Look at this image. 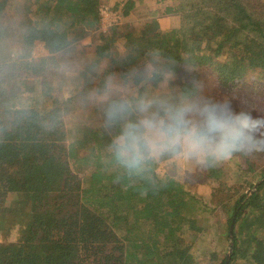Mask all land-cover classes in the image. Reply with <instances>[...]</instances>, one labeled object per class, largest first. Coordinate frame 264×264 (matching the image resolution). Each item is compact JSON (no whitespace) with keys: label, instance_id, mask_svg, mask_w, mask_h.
<instances>
[{"label":"trees","instance_id":"16d2710c","mask_svg":"<svg viewBox=\"0 0 264 264\" xmlns=\"http://www.w3.org/2000/svg\"><path fill=\"white\" fill-rule=\"evenodd\" d=\"M102 2L0 0V46L5 45L0 71H8L0 81V105H6L0 106V264H225L216 250L209 262L194 256L195 239L205 231L200 221L213 213L210 203L156 171L158 162L145 178H129L112 163L107 149L117 129L105 126L108 100L92 105L98 119L83 121L86 113H74L79 116L69 125L66 114L76 104H90L88 73L84 87L67 96L56 93L42 73L91 34L87 72L106 64L102 87L118 76L139 88L137 98L149 80L156 86L167 82L169 89L190 88L197 96L198 84L208 78L232 91L249 75L264 79V0H176L165 11L181 14L182 25L170 31L158 17L140 27L124 24L136 8L133 0L123 10L118 3L122 20L102 30ZM12 42L19 48L16 56ZM37 42L48 53L34 60ZM28 80L41 82L44 109L11 102L18 100L14 86ZM85 167L89 178L80 174ZM210 174L231 183L213 192L228 218V245L235 215L229 264H264L263 171L233 157Z\"/></svg>","mask_w":264,"mask_h":264},{"label":"rangeland","instance_id":"374dc122","mask_svg":"<svg viewBox=\"0 0 264 264\" xmlns=\"http://www.w3.org/2000/svg\"><path fill=\"white\" fill-rule=\"evenodd\" d=\"M156 1L158 0H147L144 3L138 5L134 10H132V14L130 16H127V18L124 20L126 21L124 24L128 23L134 27H140L142 21L144 22V20H146L147 18L153 17L161 18V16H163L165 12V19H161L162 28L166 31L180 28L182 25L181 14H177L176 12L167 13L165 11L166 6L174 7L176 5V0H162L158 2ZM177 1L179 2L180 0ZM114 3V0H103L102 6L106 5L112 10L116 11ZM123 5L124 4H119L121 10H123ZM157 6H159V9H156ZM102 25L103 24H101L102 30H104L103 27H105L107 30L109 26H111L108 23L104 24L103 27ZM91 42L92 35L89 34L87 38L78 41L77 44L71 47L68 53L60 55L58 61L47 63L43 69V76L48 82H51L54 85L53 87L56 88V93H58L60 96H67L68 91H70L71 89H77L80 86L84 87L85 77L83 73H88L87 77L91 79L90 86L85 93L90 101V104L84 107L76 104V108L70 112L72 114H66L67 122L69 123V125L75 124L76 118L79 116L74 113H80L81 115H83V113H86L88 115V118H82L81 120L83 121L89 122V119L90 121H93L91 119H98L99 117H101V114L97 113L98 115L94 116L92 114V105L105 103L109 98H111H104L100 95L101 90L103 89V87L101 86V76L106 69V64H102L100 67L94 69L93 71L87 72L89 66L88 63L90 58L92 57ZM16 44V42H12V44H10L9 46V49L12 50L14 56H16L19 51V48H17ZM119 44H122V40L119 42ZM1 45L2 47L0 46V49L3 50L5 45L3 43H1ZM47 53L48 50L45 47L44 43L37 42L31 51L30 57L34 60H38L41 57L47 55ZM145 70L148 74H150L152 72V67L150 65H147L145 67ZM22 71H25V68H23ZM40 71H42V69ZM4 74L8 75V71H0V81ZM109 78H111L114 85V97H122L125 99L137 98L139 94V88L132 85V80L125 82V79H121L118 76H111ZM109 78L107 80H109ZM40 79L42 80V78ZM14 82L15 80H12V83L8 86V89L11 88L12 85H15ZM149 83L151 84L147 86V90L144 92L143 96H147L152 99L167 101L169 103H178L181 97L187 96V91L189 95L192 92L190 88L186 87H183L182 89H169L167 82H162L159 85L157 84V86L151 80H149ZM14 88L18 89V91L16 90L18 100L11 101L16 104L15 106L29 107L31 105L44 109V107L47 105L45 102V93L42 91L41 82L28 80V82H23V84H21L19 88H16L15 86ZM198 90H200V94L197 95L198 97L202 96L210 99H221L227 96L232 100L235 110L240 111L243 108L245 110L251 111L255 116L259 117L261 115H264V79L258 78V75L256 74L249 75L244 78L242 82H238V84L232 89V91H228L220 87L216 82L208 78L203 79L202 83L198 84ZM13 95L14 94H10L9 96L12 97ZM6 101L9 100L6 99ZM1 103L2 100L0 97V104ZM9 105H11V103L8 104V106ZM0 106L6 105L4 104ZM234 157H236V159L241 163H243L245 159H248L249 162L256 167L257 172L263 171L264 173V154L262 153V151L254 152L251 155L237 154ZM231 161L232 159L230 161L222 163V165L226 166L227 163L229 164V162ZM157 162L158 166L156 171H163L168 175V177H173L177 181L184 184L186 188L192 193H197L199 200L202 201L203 204L204 201L210 203V205L208 204V208L210 209V211L213 210V213H210L207 218H201L202 220H199L203 224L205 231L204 234L200 236L198 235V237L195 239L196 244L194 246V256L203 257L209 262L211 259L212 250H216V253L221 260L227 258L230 247V245H228V240L226 237L228 218L223 212L220 211V209H218L220 205L217 204L219 199L218 201L214 199L215 196H213V192L218 188H226L230 186L231 183H229V180L216 179L210 174L211 169H201L199 167L191 166L186 167L182 171V168H184L185 166L181 162L174 161L169 157H162ZM75 164L76 163H74L73 165L76 167ZM85 169L86 167L84 168V172L82 171L80 174L84 178H89L91 175L90 169ZM251 177H254V175H251ZM250 189L252 188L248 187L247 192ZM213 199L215 200V202H213ZM12 200V196H9L7 198L6 204L10 206ZM14 223L15 219L11 220L10 224ZM190 237L191 235H188L187 239H189Z\"/></svg>","mask_w":264,"mask_h":264},{"label":"clouds","instance_id":"9594fccd","mask_svg":"<svg viewBox=\"0 0 264 264\" xmlns=\"http://www.w3.org/2000/svg\"><path fill=\"white\" fill-rule=\"evenodd\" d=\"M113 88L109 78L100 93L112 97L104 108L105 126L117 129L107 151L129 178H145L162 157L181 162L183 171L216 168L237 154L264 150V115L235 110L227 96L189 95L169 103L147 96L114 97Z\"/></svg>","mask_w":264,"mask_h":264},{"label":"built area","instance_id":"2783aa9c","mask_svg":"<svg viewBox=\"0 0 264 264\" xmlns=\"http://www.w3.org/2000/svg\"><path fill=\"white\" fill-rule=\"evenodd\" d=\"M101 16H102V21H101V24H109V25H113L115 23H117L119 20H122V16L117 12V11H114L112 10L111 8H109L108 6L106 5H103L101 7ZM105 21V22H103ZM102 25V27H103ZM104 30H106L105 27H103Z\"/></svg>","mask_w":264,"mask_h":264},{"label":"water","instance_id":"95a60500","mask_svg":"<svg viewBox=\"0 0 264 264\" xmlns=\"http://www.w3.org/2000/svg\"><path fill=\"white\" fill-rule=\"evenodd\" d=\"M263 180H264V179H263ZM261 181H262V180L258 181V182L254 185V189H250L247 193H248V194L252 193ZM234 223H235V215H234V217H233V220H232V223H231V226H230V238H231V241H230V247H229V251H228V255H227V258H226V262H225V264H229V263H230L231 252H232L233 245H234V243H233V230H234Z\"/></svg>","mask_w":264,"mask_h":264},{"label":"crops","instance_id":"0c3cea01","mask_svg":"<svg viewBox=\"0 0 264 264\" xmlns=\"http://www.w3.org/2000/svg\"><path fill=\"white\" fill-rule=\"evenodd\" d=\"M114 1H115L114 5H115V7H116L118 3H119V4H124L127 0H114ZM133 1H135V3H136V7H137L138 5L144 3V2L147 1V0H143V1H142V0H133ZM158 1H162V0H158ZM158 1H156V2H158ZM156 9H159V6H157ZM154 10H155V9H154ZM165 17H166V14L164 13V15L161 16V18H160V17H158V18L161 20V19H165Z\"/></svg>","mask_w":264,"mask_h":264}]
</instances>
